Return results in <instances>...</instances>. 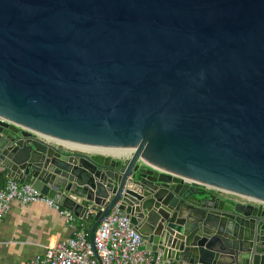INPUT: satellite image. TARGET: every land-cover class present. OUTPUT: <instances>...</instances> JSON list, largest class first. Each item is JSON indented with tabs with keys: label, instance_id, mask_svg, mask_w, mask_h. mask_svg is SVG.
I'll use <instances>...</instances> for the list:
<instances>
[{
	"label": "water",
	"instance_id": "water-1",
	"mask_svg": "<svg viewBox=\"0 0 264 264\" xmlns=\"http://www.w3.org/2000/svg\"><path fill=\"white\" fill-rule=\"evenodd\" d=\"M0 171L92 245L118 205L163 261L264 264V0H0Z\"/></svg>",
	"mask_w": 264,
	"mask_h": 264
},
{
	"label": "built area",
	"instance_id": "built-area-1",
	"mask_svg": "<svg viewBox=\"0 0 264 264\" xmlns=\"http://www.w3.org/2000/svg\"><path fill=\"white\" fill-rule=\"evenodd\" d=\"M14 201L21 207L29 204H45L55 210L66 220L74 236L68 241L59 242L32 261L22 264H186L172 260H162L147 251H142L144 242L134 230L129 219L118 205L111 209L109 216L97 229L93 245L89 233L78 228L75 216L30 186L20 185L9 179L0 189V219L4 218Z\"/></svg>",
	"mask_w": 264,
	"mask_h": 264
},
{
	"label": "crops",
	"instance_id": "crops-1",
	"mask_svg": "<svg viewBox=\"0 0 264 264\" xmlns=\"http://www.w3.org/2000/svg\"><path fill=\"white\" fill-rule=\"evenodd\" d=\"M57 147L62 152L75 153L67 146ZM110 155L116 156L115 153ZM4 178L6 182L9 180L7 173L0 171V183ZM77 220L79 229L88 231L92 227L89 220ZM73 236L74 232L66 220L54 208L40 203L21 207L14 201L8 214L0 219V264H22L32 261L44 256L47 248L61 241H68Z\"/></svg>",
	"mask_w": 264,
	"mask_h": 264
},
{
	"label": "bare ground",
	"instance_id": "bare-ground-1",
	"mask_svg": "<svg viewBox=\"0 0 264 264\" xmlns=\"http://www.w3.org/2000/svg\"><path fill=\"white\" fill-rule=\"evenodd\" d=\"M63 145H65V146H67L69 148H72L73 150H80V151H99L101 153H106L104 151H100V150H96V149H91V148H85V147H81V146L79 147L77 145H70V144H63ZM108 153H112V152H108ZM116 155H120V154H116Z\"/></svg>",
	"mask_w": 264,
	"mask_h": 264
},
{
	"label": "trees",
	"instance_id": "trees-1",
	"mask_svg": "<svg viewBox=\"0 0 264 264\" xmlns=\"http://www.w3.org/2000/svg\"><path fill=\"white\" fill-rule=\"evenodd\" d=\"M3 179V178H2ZM1 180V179H0ZM6 184L5 178L2 183H0V189L4 188ZM91 227L88 229V233H90Z\"/></svg>",
	"mask_w": 264,
	"mask_h": 264
}]
</instances>
